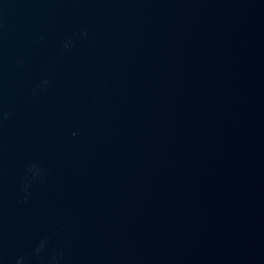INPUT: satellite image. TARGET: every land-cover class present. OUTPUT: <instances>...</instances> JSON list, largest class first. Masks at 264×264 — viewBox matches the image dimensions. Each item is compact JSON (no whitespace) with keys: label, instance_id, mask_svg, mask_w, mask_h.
Instances as JSON below:
<instances>
[{"label":"water","instance_id":"obj_1","mask_svg":"<svg viewBox=\"0 0 264 264\" xmlns=\"http://www.w3.org/2000/svg\"><path fill=\"white\" fill-rule=\"evenodd\" d=\"M0 264H264V0H0Z\"/></svg>","mask_w":264,"mask_h":264}]
</instances>
